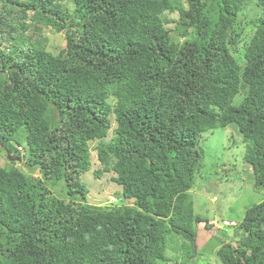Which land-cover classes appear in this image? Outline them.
<instances>
[{"label":"trees","instance_id":"1","mask_svg":"<svg viewBox=\"0 0 264 264\" xmlns=\"http://www.w3.org/2000/svg\"><path fill=\"white\" fill-rule=\"evenodd\" d=\"M251 1L0 0V264H199L212 238L216 264H264V199L197 247L216 226L190 193L202 133L230 124L264 189V15L234 54ZM93 140L132 203L87 201Z\"/></svg>","mask_w":264,"mask_h":264},{"label":"rangeland","instance_id":"2","mask_svg":"<svg viewBox=\"0 0 264 264\" xmlns=\"http://www.w3.org/2000/svg\"><path fill=\"white\" fill-rule=\"evenodd\" d=\"M260 15H264V9L254 1L248 2L240 11L242 40L237 47L238 50L234 52L235 56L241 55L244 43L254 30V20ZM169 16L176 18L178 14L173 12ZM173 25L174 23L167 24V26ZM32 31L33 29H30L28 32ZM34 39L53 53H57L65 44L63 33L51 28L43 27L35 33ZM111 136L110 131L106 139ZM96 143L97 140H93L89 144L91 168L79 177L88 189L87 201L95 205L111 206L132 203V198H123L120 184L111 180L112 171L103 172L100 177L95 176L94 170L100 167L96 159ZM199 143L203 148L201 166L196 172L195 183L190 190L194 212L212 220L227 219L239 222L246 207L264 199V189L254 188L252 167L242 158L245 148L242 135L237 131L235 124H230L225 128H216L202 133ZM9 157L11 155L0 151V165H6ZM21 158L23 159V157ZM14 160L10 161L14 162ZM20 162L15 163L16 166H19ZM34 172L35 175H38L37 170ZM215 220L213 221L216 226L214 228L210 225L204 227L200 223L201 229L196 236L197 247L203 246L210 239V236L215 234V230L219 226V222ZM225 229L231 232L234 228L226 226ZM216 242L215 238L208 241V248L201 257L199 264H216L218 262L213 253H209L208 250L210 247H214ZM206 258L208 260L211 258V261Z\"/></svg>","mask_w":264,"mask_h":264},{"label":"built area","instance_id":"3","mask_svg":"<svg viewBox=\"0 0 264 264\" xmlns=\"http://www.w3.org/2000/svg\"><path fill=\"white\" fill-rule=\"evenodd\" d=\"M214 223H215V222H214ZM223 223H224V224H231V223H233V222H231V221H229V220H224Z\"/></svg>","mask_w":264,"mask_h":264},{"label":"bare ground","instance_id":"4","mask_svg":"<svg viewBox=\"0 0 264 264\" xmlns=\"http://www.w3.org/2000/svg\"><path fill=\"white\" fill-rule=\"evenodd\" d=\"M189 16V15H188ZM120 35V34H119ZM122 35V34H121ZM133 41V40H132ZM120 44V43H119ZM115 45V44H114ZM134 45V44H133ZM149 45V44H148ZM147 46V45H146ZM155 47V46H154ZM138 49V48H137ZM146 50V49H145ZM60 51V50H59ZM127 56V55H126ZM155 56V55H154ZM129 57V56H128ZM132 57V56H131ZM126 59V58H125ZM122 60V59H121ZM130 61V60H129Z\"/></svg>","mask_w":264,"mask_h":264},{"label":"clouds","instance_id":"5","mask_svg":"<svg viewBox=\"0 0 264 264\" xmlns=\"http://www.w3.org/2000/svg\"><path fill=\"white\" fill-rule=\"evenodd\" d=\"M220 223V222H219Z\"/></svg>","mask_w":264,"mask_h":264}]
</instances>
